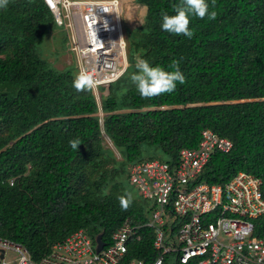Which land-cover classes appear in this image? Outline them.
Wrapping results in <instances>:
<instances>
[{
    "label": "trees",
    "instance_id": "16d2710c",
    "mask_svg": "<svg viewBox=\"0 0 264 264\" xmlns=\"http://www.w3.org/2000/svg\"><path fill=\"white\" fill-rule=\"evenodd\" d=\"M135 1L146 11L127 39H137L151 65L172 70L178 60L186 80L170 94L140 96L129 48L125 73L101 101L104 132L121 159L102 141L92 89L73 87L74 66L55 69L39 55L38 45L57 26L44 1L9 0L0 10V238L20 243L35 261L79 229L93 241L101 234L108 245L127 219L144 224L148 202L132 191L130 167L177 159L182 148L198 146L203 129L232 146L215 150L198 179L223 183L245 171L261 178L264 198V0H208L217 16L193 17L190 39L161 29V13L173 14L180 0ZM74 138L83 141L77 151ZM126 191L134 199L125 210ZM255 230L264 235V215ZM137 233L123 261L152 264L162 254L154 231L143 226ZM162 264L197 260L181 263L169 252Z\"/></svg>",
    "mask_w": 264,
    "mask_h": 264
},
{
    "label": "built area",
    "instance_id": "2783aa9c",
    "mask_svg": "<svg viewBox=\"0 0 264 264\" xmlns=\"http://www.w3.org/2000/svg\"><path fill=\"white\" fill-rule=\"evenodd\" d=\"M43 1L55 23L68 31L77 74L90 73L94 90L123 75L128 63L120 0ZM92 25L97 39L90 34ZM231 146L229 139L203 129L198 146L182 148L175 160L134 163L129 179L149 202L150 215L144 224L127 219L99 251L82 229L55 243L38 261L20 243L0 238V264H145L141 259L123 261L129 242L140 238L137 231L143 226L152 227L154 248L162 253L152 264H162L169 252L181 263L264 264V235L255 230V220L264 215L261 178L238 171L223 183L198 179L211 154L228 152Z\"/></svg>",
    "mask_w": 264,
    "mask_h": 264
},
{
    "label": "clouds",
    "instance_id": "9594fccd",
    "mask_svg": "<svg viewBox=\"0 0 264 264\" xmlns=\"http://www.w3.org/2000/svg\"><path fill=\"white\" fill-rule=\"evenodd\" d=\"M9 0H0V10L6 9ZM217 12L210 10L208 0H180L174 5L173 14L161 13V29L177 35L182 34L187 38H192L194 32L189 27L193 17L215 19ZM59 22V21H57ZM93 39H97L95 29L90 28ZM172 70H167L159 65H151L146 59L139 58L135 64L136 71L131 75V80L140 96L151 98L161 94L172 93L177 88V84H183L186 80L185 74L179 67V61L173 60ZM95 84V80L90 73L81 72L76 75L72 85L77 91L90 90ZM72 149L77 151L78 145L83 143L80 138H74L70 142ZM12 181V180H11ZM134 196L131 191H126L120 197V205L127 209L133 202ZM157 264H160L158 261Z\"/></svg>",
    "mask_w": 264,
    "mask_h": 264
},
{
    "label": "rangeland",
    "instance_id": "374dc122",
    "mask_svg": "<svg viewBox=\"0 0 264 264\" xmlns=\"http://www.w3.org/2000/svg\"><path fill=\"white\" fill-rule=\"evenodd\" d=\"M120 1L122 3L121 17H122L123 34H124V38L126 41L127 61H128V52L130 48L131 55L137 62L139 58L145 59L143 56L145 51L142 49L136 48L135 43L133 41L137 39L132 37V35L130 38V41L132 44H130V41L127 39V32L129 30V33L133 34V31L135 32V28L139 26L140 24H142L143 16L145 14L146 8L145 6L138 4L135 0H120ZM38 49H39V55L41 56V58H43L47 63H49L51 67L55 69L62 70L64 68H67L68 66H74V74L76 77V67H75V61L73 58V53L69 49V39H68L66 30L63 27L55 26V25L50 27L47 34L44 36L42 43L38 45ZM128 64H129V61H128ZM108 87H101L97 91L92 90L93 94L95 95V100L99 108L101 107L102 96L108 93ZM104 114L105 112L103 110L100 111L99 109V117H100V121L102 122L100 125L102 141L105 146L112 148V151L115 154L117 159H121L120 153L112 145V142L109 136L104 132V129H103ZM131 189L132 191H134L135 194L137 192V194L141 197V195L139 194L138 191H136V189H133V188ZM147 204H148L147 208H149V205H150L149 202ZM149 215H150V211L147 212V217H149ZM172 239L174 240V243L179 244L177 236L174 235V238ZM12 264H15V261Z\"/></svg>",
    "mask_w": 264,
    "mask_h": 264
},
{
    "label": "bare ground",
    "instance_id": "6f19581e",
    "mask_svg": "<svg viewBox=\"0 0 264 264\" xmlns=\"http://www.w3.org/2000/svg\"><path fill=\"white\" fill-rule=\"evenodd\" d=\"M44 3H45V2H44ZM52 15H53V14H52ZM53 18H54V17H53ZM56 25H57V24H56ZM57 26H59V25H57ZM60 27H62V26H60ZM66 33H67V36H68V31H66ZM68 39H69V37H68ZM73 58H74V61H75L74 54H73ZM127 63H128V61H127ZM75 67H76V64H75ZM127 67H128V66H127ZM126 69H127V68H126ZM124 73H125V72H124ZM124 73H123V74H124ZM76 75H77V67H76ZM112 83H113V82H112ZM110 84H111V83H110ZM110 84H109V85H110ZM109 85H107V86H99L98 89L101 88V87H108ZM91 89H92L93 91H97V90H98V89H97V90H94L93 88H91ZM94 96H95V95H94ZM96 103H97V102H96ZM97 105H98V104H97ZM99 109H100V111H102V107L99 108V106H98V109H97L98 117H99ZM99 123H100V125H101V123H102V122L100 121V117H99ZM100 127H101V126H100ZM205 130H209V129H205ZM225 138H226V137H225ZM227 139H228V138H227ZM211 155H212V154H211ZM210 157H211V156H210ZM153 159H158V158H153ZM209 159H210V158H209ZM147 160H150V159H147ZM208 161H209V160H208Z\"/></svg>",
    "mask_w": 264,
    "mask_h": 264
},
{
    "label": "water",
    "instance_id": "95a60500",
    "mask_svg": "<svg viewBox=\"0 0 264 264\" xmlns=\"http://www.w3.org/2000/svg\"><path fill=\"white\" fill-rule=\"evenodd\" d=\"M101 234L97 235L95 238L96 244H97V250L99 251L103 247V242L101 240Z\"/></svg>",
    "mask_w": 264,
    "mask_h": 264
}]
</instances>
